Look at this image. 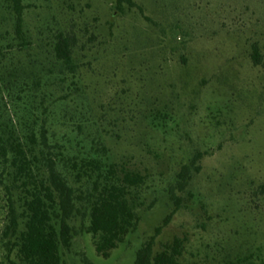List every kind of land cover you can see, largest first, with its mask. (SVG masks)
<instances>
[{
	"label": "rangeland",
	"instance_id": "1",
	"mask_svg": "<svg viewBox=\"0 0 264 264\" xmlns=\"http://www.w3.org/2000/svg\"><path fill=\"white\" fill-rule=\"evenodd\" d=\"M22 2L25 49L11 0H0V122L22 134L45 123L64 162L106 151L147 178L136 231L103 258L84 231L89 220L75 218L65 264H134L152 238L156 252L184 240L183 264H264V0ZM59 32L78 40L76 74L55 61ZM197 153L201 171L164 226L170 187ZM11 185L0 166V264L16 261L6 237Z\"/></svg>",
	"mask_w": 264,
	"mask_h": 264
},
{
	"label": "trees",
	"instance_id": "2",
	"mask_svg": "<svg viewBox=\"0 0 264 264\" xmlns=\"http://www.w3.org/2000/svg\"><path fill=\"white\" fill-rule=\"evenodd\" d=\"M125 4L136 7L134 0H117L118 7ZM11 11L15 41L25 49L30 42L24 29L22 0H11ZM77 42L76 36L70 33L55 35L52 53L61 74H76ZM260 58L259 49L254 47L252 59L256 65ZM48 135L45 123L39 132L29 130L22 134L12 122H0V166L12 179L11 187H7L10 225L6 237L14 239L8 246L10 254L16 253V261L10 264H65L61 250L72 246L76 232L71 221L75 218L89 220L84 231L95 239L97 254L109 258L138 227L139 213L144 207L139 189L147 178L123 164L108 162L106 151L101 157L64 162L63 152L55 151ZM203 156L197 153L177 173L169 190L175 209L164 226L183 208L184 200L179 194L188 190L195 174L201 171ZM17 191L19 196L15 202ZM160 231L161 228L157 232ZM184 243L176 238L156 252L155 238H152L137 252L134 264H183Z\"/></svg>",
	"mask_w": 264,
	"mask_h": 264
}]
</instances>
